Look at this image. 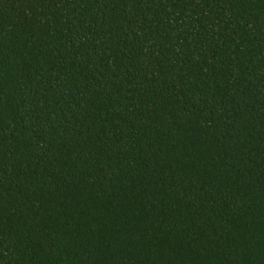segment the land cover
Segmentation results:
<instances>
[{
  "label": "trees",
  "instance_id": "obj_1",
  "mask_svg": "<svg viewBox=\"0 0 264 264\" xmlns=\"http://www.w3.org/2000/svg\"><path fill=\"white\" fill-rule=\"evenodd\" d=\"M0 264H264V0H0Z\"/></svg>",
  "mask_w": 264,
  "mask_h": 264
}]
</instances>
